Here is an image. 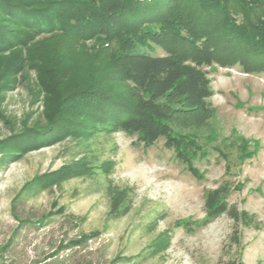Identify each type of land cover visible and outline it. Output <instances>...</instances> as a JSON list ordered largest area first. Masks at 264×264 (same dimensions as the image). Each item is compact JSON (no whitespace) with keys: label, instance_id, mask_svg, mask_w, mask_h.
I'll return each mask as SVG.
<instances>
[{"label":"rangeland","instance_id":"obj_1","mask_svg":"<svg viewBox=\"0 0 264 264\" xmlns=\"http://www.w3.org/2000/svg\"><path fill=\"white\" fill-rule=\"evenodd\" d=\"M57 36L44 39L57 50L73 42ZM101 43L71 47L93 55L100 75L119 74ZM224 63L203 65L212 117L197 131L169 127L147 145L99 129L0 165V247L17 220L34 222L18 230L0 264H264V67ZM29 71L0 105V139L39 117L35 72ZM74 161L83 162L82 177L36 186L13 211L27 182ZM221 184L236 219L226 211L205 221L204 197ZM73 217L83 221L74 225ZM93 231L96 238L66 249V242ZM60 242L64 247L49 261Z\"/></svg>","mask_w":264,"mask_h":264},{"label":"trees","instance_id":"obj_2","mask_svg":"<svg viewBox=\"0 0 264 264\" xmlns=\"http://www.w3.org/2000/svg\"><path fill=\"white\" fill-rule=\"evenodd\" d=\"M263 22L264 0H0V105L33 70L41 108L30 125L0 139V165L99 129L123 132L147 145L169 127L178 132L201 129L212 117L207 103L212 91L203 65H227L234 59L243 68L264 67ZM46 36L73 42L57 50ZM98 40L119 74L109 70L100 75L93 55L71 47ZM82 163L74 161L27 182L13 199V211L14 203L36 186L82 177ZM228 194L224 184L207 192L205 221L226 211L236 219L226 207ZM73 219L74 225L83 221ZM17 223L0 254L23 225L34 222ZM98 235L90 232L65 247Z\"/></svg>","mask_w":264,"mask_h":264}]
</instances>
